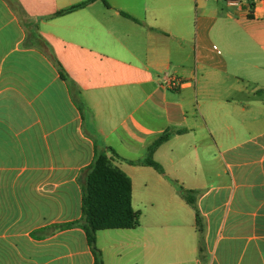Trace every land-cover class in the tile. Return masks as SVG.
Instances as JSON below:
<instances>
[{
  "label": "crops",
  "instance_id": "0c3cea01",
  "mask_svg": "<svg viewBox=\"0 0 264 264\" xmlns=\"http://www.w3.org/2000/svg\"><path fill=\"white\" fill-rule=\"evenodd\" d=\"M84 1L0 0V264H94L84 230L62 226L82 218L96 145L140 214L97 233L104 264H264V0H98L55 16ZM167 131L165 176L128 162ZM172 181L195 192L201 254Z\"/></svg>",
  "mask_w": 264,
  "mask_h": 264
},
{
  "label": "trees",
  "instance_id": "16d2710c",
  "mask_svg": "<svg viewBox=\"0 0 264 264\" xmlns=\"http://www.w3.org/2000/svg\"><path fill=\"white\" fill-rule=\"evenodd\" d=\"M98 0H86L82 3L61 10L55 16H63ZM109 7L108 0H100ZM253 1L251 6H253ZM123 15L128 16L123 13ZM62 78H66L64 70L58 63ZM264 90H259L257 95H263ZM174 132L167 131L152 142L146 155L138 161H128L132 165H142L154 168L165 176L163 166L158 163L154 154L156 150L167 142ZM108 151L119 157L112 148ZM120 158V157H119ZM85 182L82 193V218L76 222L66 223L65 229L81 227L88 241V245L94 255V264H104L102 252L97 247V233L108 229H135L140 225V214L136 212L132 204V180L120 168L115 166L112 158L96 145L93 163L86 169ZM182 198L196 211L198 233L200 235V254L204 251V227L202 218L196 204L194 191L187 190L177 182L172 181Z\"/></svg>",
  "mask_w": 264,
  "mask_h": 264
},
{
  "label": "built area",
  "instance_id": "2783aa9c",
  "mask_svg": "<svg viewBox=\"0 0 264 264\" xmlns=\"http://www.w3.org/2000/svg\"><path fill=\"white\" fill-rule=\"evenodd\" d=\"M227 1H228V4H229L230 6H233V7H239L240 4H241L240 0H227ZM180 85H182V83L179 82L178 80H172V81H170V82L168 83V86H169L170 88H176V87H178V86H180Z\"/></svg>",
  "mask_w": 264,
  "mask_h": 264
}]
</instances>
